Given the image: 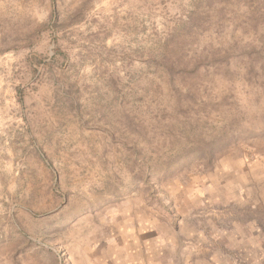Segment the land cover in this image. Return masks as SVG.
<instances>
[{"label": "rangeland", "instance_id": "rangeland-1", "mask_svg": "<svg viewBox=\"0 0 264 264\" xmlns=\"http://www.w3.org/2000/svg\"><path fill=\"white\" fill-rule=\"evenodd\" d=\"M263 166L264 0H0V264H264Z\"/></svg>", "mask_w": 264, "mask_h": 264}, {"label": "crops", "instance_id": "crops-1", "mask_svg": "<svg viewBox=\"0 0 264 264\" xmlns=\"http://www.w3.org/2000/svg\"><path fill=\"white\" fill-rule=\"evenodd\" d=\"M263 173H264V166H263ZM135 250L136 248L134 244L129 243L128 246L124 245L122 248L123 257L121 258L119 264H146V262L142 261L137 254H133Z\"/></svg>", "mask_w": 264, "mask_h": 264}]
</instances>
